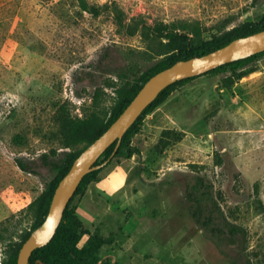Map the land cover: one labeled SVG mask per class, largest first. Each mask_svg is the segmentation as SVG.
I'll list each match as a JSON object with an SVG mask.
<instances>
[{
	"label": "rangeland",
	"instance_id": "rangeland-1",
	"mask_svg": "<svg viewBox=\"0 0 264 264\" xmlns=\"http://www.w3.org/2000/svg\"><path fill=\"white\" fill-rule=\"evenodd\" d=\"M88 1L102 7L99 15L78 0H0V264L25 233L37 232L32 202L55 176L41 155L64 149L54 135L57 107L66 103L79 117L108 108L115 71L129 63L145 70L175 46L143 21L186 24L193 46L228 37L242 22L264 23V0ZM250 67L241 77L207 73L175 86L142 118L130 140L137 152L113 158L74 196L84 227L106 240L101 258L264 264V55ZM113 169L122 171L121 185L117 172V186L106 180ZM197 175L212 182L244 238L215 237L195 219L187 189Z\"/></svg>",
	"mask_w": 264,
	"mask_h": 264
},
{
	"label": "trees",
	"instance_id": "trees-1",
	"mask_svg": "<svg viewBox=\"0 0 264 264\" xmlns=\"http://www.w3.org/2000/svg\"><path fill=\"white\" fill-rule=\"evenodd\" d=\"M78 3L83 10L93 15H99L102 11V7L90 3L88 0H78ZM112 11L115 14L116 23L119 26H124L123 11L117 6H113ZM142 26L147 28L155 37L167 39L175 46L161 53L162 56L145 70H142L137 63H129L124 68L115 71L116 79H110L107 82L109 86H113L115 94L113 103L108 108L94 110L79 117L71 114L66 103H61L57 107L53 115L54 135L64 149L59 152L57 148L53 147L48 153H42L41 155L42 163L55 171V176L46 182L44 189L32 202V206L35 208L33 230L39 228L45 220L55 188L74 159L118 117L151 75L176 61L205 54L227 44L234 38L264 29V23L258 25L252 22H242L234 27L233 32L228 37L213 36L202 45L193 46L190 43V31H186L184 28L186 24L179 27L175 21H157L148 25L146 21H143ZM136 28H138L137 25ZM132 32L134 31L132 30ZM263 55L264 50L247 57L234 59L202 74L230 71L233 76L241 77L252 71L251 63ZM197 76L199 75L186 77L166 86L127 129L119 145L116 147L115 140L101 153L94 163L100 165L83 176L64 209L55 234L47 244L33 250L28 264H118L116 261L111 262L108 257H100L99 249L106 243V240L84 227L83 220L76 212V206L71 205L73 198L86 183L96 179L98 173L106 168L113 158L120 155L131 157L137 152L136 148L130 146V140L139 130L142 118L159 105L175 86L184 84ZM79 143H83V147L77 150L74 149V146ZM58 154L60 156H57ZM16 161L23 170L29 171L31 169L21 159ZM187 198L191 201L192 214L195 219L203 224L215 237L226 236L232 242H236L238 238L246 236V229L243 226L226 219L214 196L212 182L207 181L203 176H195L193 183L187 189ZM29 235L30 231L24 234L22 240L10 249L1 264H17L21 245Z\"/></svg>",
	"mask_w": 264,
	"mask_h": 264
},
{
	"label": "water",
	"instance_id": "water-1",
	"mask_svg": "<svg viewBox=\"0 0 264 264\" xmlns=\"http://www.w3.org/2000/svg\"><path fill=\"white\" fill-rule=\"evenodd\" d=\"M264 50V29L232 39L227 44L202 55L176 61L151 75L140 87L118 117L74 159L68 171L59 180L45 220L36 233L22 243L17 264H28L37 247L47 244L56 232L64 209L77 189L83 176L95 169L101 153L122 136L136 118L169 84L190 76L200 75L234 59L250 56Z\"/></svg>",
	"mask_w": 264,
	"mask_h": 264
},
{
	"label": "crops",
	"instance_id": "crops-1",
	"mask_svg": "<svg viewBox=\"0 0 264 264\" xmlns=\"http://www.w3.org/2000/svg\"><path fill=\"white\" fill-rule=\"evenodd\" d=\"M112 171H113V172H117V173L120 175L121 180L119 181V184H118V185H121L123 179H122V171L119 170V169H113V170H111V171L107 174V179H106V180H108V182H109L110 185H114L113 182H112V180H111V177H110V176H111L110 174H111ZM114 186H117V185H114Z\"/></svg>",
	"mask_w": 264,
	"mask_h": 264
}]
</instances>
